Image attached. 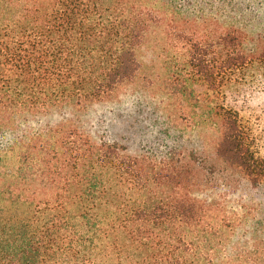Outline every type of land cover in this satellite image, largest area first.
<instances>
[{"label": "trees", "instance_id": "16d2710c", "mask_svg": "<svg viewBox=\"0 0 264 264\" xmlns=\"http://www.w3.org/2000/svg\"><path fill=\"white\" fill-rule=\"evenodd\" d=\"M156 6L0 0V264H264L263 239L234 240L210 214L213 202L189 193L203 162L194 150L156 159L98 136L84 120L136 78L137 48L163 16ZM220 8L228 13L219 23L180 20L176 7L173 39L185 48L190 80L215 100L214 164L258 186L264 8L255 0Z\"/></svg>", "mask_w": 264, "mask_h": 264}, {"label": "rangeland", "instance_id": "374dc122", "mask_svg": "<svg viewBox=\"0 0 264 264\" xmlns=\"http://www.w3.org/2000/svg\"><path fill=\"white\" fill-rule=\"evenodd\" d=\"M156 2L163 16L137 48L141 68L136 78L120 85L110 101L91 107L84 120L91 119V128L98 136L105 133L106 139L121 141L130 151L146 152L156 159L174 151L191 158L194 150L203 162L189 193L213 202L210 214L219 215L223 219L220 222L229 225L224 226L233 231L234 240L246 245L262 241L264 182L252 186L237 169L219 161L214 164L217 117L210 107L215 100L206 85L190 80L192 68L185 64V48L173 39L176 7L179 14L175 15L180 20L206 16L220 23L228 11L220 8L223 0ZM255 2H261L264 8V0ZM179 21L174 23L180 27ZM212 27L221 30L218 24ZM211 217L210 222L218 223Z\"/></svg>", "mask_w": 264, "mask_h": 264}]
</instances>
